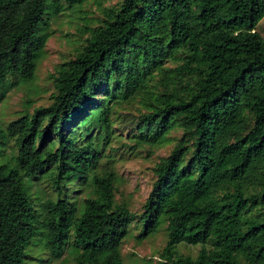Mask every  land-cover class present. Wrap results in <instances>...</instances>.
Here are the masks:
<instances>
[{
    "label": "trees",
    "instance_id": "obj_1",
    "mask_svg": "<svg viewBox=\"0 0 264 264\" xmlns=\"http://www.w3.org/2000/svg\"><path fill=\"white\" fill-rule=\"evenodd\" d=\"M84 1L0 0V88L8 77L32 80L49 18ZM103 15L50 75V104L0 129V147L8 136L17 148L13 164L0 162V264H27L37 234L55 259L69 247L73 264H124L121 240L135 215L114 199V172H97L102 155L89 130L104 138L111 102L144 89L177 53L172 79L164 74L165 90L136 125L137 143L181 131L153 168L138 238L166 224L161 264H264V211L248 215L264 208V40L256 30L264 0H122ZM48 168L58 196L39 215L27 180ZM70 179L90 187L81 209L67 196ZM180 243L199 246L195 257L178 253Z\"/></svg>",
    "mask_w": 264,
    "mask_h": 264
},
{
    "label": "rangeland",
    "instance_id": "obj_2",
    "mask_svg": "<svg viewBox=\"0 0 264 264\" xmlns=\"http://www.w3.org/2000/svg\"><path fill=\"white\" fill-rule=\"evenodd\" d=\"M122 0H85L80 5L66 9L59 15L51 16L45 30L47 36L42 51L37 58L32 80L21 81L16 77H8L0 88V129L5 130L9 122L22 116L31 114L36 107L46 106L51 102L53 93L52 78L55 67L62 61L71 59L84 45L89 31L104 24L103 9L118 7ZM264 40V17L256 26ZM169 58L163 67V74L155 71L148 76L144 89L138 91L127 100L116 99L111 102L110 123L104 138H97L98 132L93 128L89 136L93 137L95 147L101 153L97 172L111 169L115 174L114 199L117 203H125L135 215L127 225V232L121 240V256L124 264H161L159 253L166 243V224H160L154 233L138 238L141 231V222L138 217L143 211L144 203L152 188L155 179L153 168L161 158L166 157L175 141L180 136L179 129L171 130L163 140L137 143L139 135L136 125L143 113L151 110L154 99L164 90V74L176 67L180 60ZM176 86L182 84L175 78ZM105 84H101L93 96L96 104H102L106 93ZM173 86L168 81V86ZM92 104L89 105L91 107ZM73 124L64 126V132L70 131ZM84 129L77 128L76 134ZM105 132V131H104ZM77 142L83 139L77 136ZM97 144V146H96ZM17 148L12 138L5 136L0 147V162L13 164V157ZM53 169L48 168L35 177L28 178L29 193L36 212L44 213V204L47 200H56L58 194L53 185ZM66 193L69 200L80 209L82 201L89 196L90 187L79 179H70L66 182ZM264 208L257 206L248 211V215L262 213ZM42 237L39 234L29 243L26 249L27 264H73L75 252L66 247L60 258H53L44 248ZM199 246L180 243L177 251L180 254L195 257Z\"/></svg>",
    "mask_w": 264,
    "mask_h": 264
}]
</instances>
